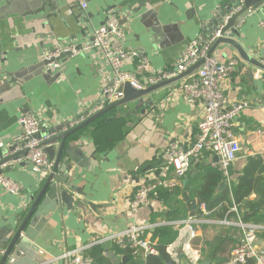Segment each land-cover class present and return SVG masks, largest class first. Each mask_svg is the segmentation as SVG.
I'll return each mask as SVG.
<instances>
[{"label":"crops","instance_id":"1","mask_svg":"<svg viewBox=\"0 0 264 264\" xmlns=\"http://www.w3.org/2000/svg\"><path fill=\"white\" fill-rule=\"evenodd\" d=\"M84 1L85 9L77 0H0V149L17 145L22 113H32L40 120L38 137L43 138L48 128L61 123L69 126L78 113L94 106L102 85L112 78L110 67L95 50L65 55L58 60L59 69L45 72L41 57L55 44L88 40L113 13L125 34L119 45L144 52L157 71L172 67L193 39L209 37L223 15L236 9L237 0ZM261 21L264 4L236 19L234 29L235 39L245 51L264 64ZM212 55L220 61L238 59L222 88L229 104H247L233 120L240 151L228 168L226 186L229 189L238 185L237 192H247V196L239 204L233 203L235 209L231 210L237 215H264V191L257 185L258 178L260 183L264 179V69L243 61L229 45H219ZM134 68L132 63L123 67L128 71ZM196 71L138 101L109 110L66 140L61 155L66 160L59 161V169L67 164L68 180L97 206L93 209L81 204L66 209L62 205L44 218L31 217L24 232L33 237L35 246L27 249L28 258L11 254L7 263L14 258L27 259L24 264H65L59 257L65 251L79 249L90 255L94 264H140L142 259L136 260L135 255L111 241H94L134 222L150 224L147 235L151 239L155 226L165 223L163 217H158L151 224L154 215L166 213L157 194L136 212L130 210V200L141 181L156 177L161 153L170 142L188 146L194 141L204 105L200 100L186 102L179 88ZM214 161V155L205 153L200 166L190 168L191 177L196 176L195 187L201 184L205 172L216 169ZM11 163L10 168L2 166L0 174L16 181L20 191L12 194L0 185V238L12 235L2 229L4 226L16 228L21 224L40 181V175L32 172L25 160ZM186 183L184 177L180 184ZM226 188L218 186L215 194ZM74 197L81 199L78 194ZM197 202L196 198L192 201L199 207ZM199 209L202 216L197 226H208H199L193 240L199 256L197 264L203 261L201 255L221 260L241 235V220L238 216L212 218L214 210L207 211L203 203ZM258 244L264 248V230L258 233ZM185 261L182 258L181 264Z\"/></svg>","mask_w":264,"mask_h":264},{"label":"built area","instance_id":"2","mask_svg":"<svg viewBox=\"0 0 264 264\" xmlns=\"http://www.w3.org/2000/svg\"><path fill=\"white\" fill-rule=\"evenodd\" d=\"M77 1L82 9L86 8V1ZM239 9L240 7H236L232 12L223 15L221 24L209 37L204 39L197 37L190 41L180 52L172 67L157 71L150 66L149 59L144 52L126 49L119 45L125 34L116 16L106 18L100 26L94 29L88 40L80 44L68 41L55 44L53 50L41 57L42 63L48 61L45 65L43 64L44 71L48 72L60 68L58 61L50 60L63 53L77 55L80 52L95 50L105 59L112 71V78L102 85L95 105L84 113H78L70 122L71 126L121 98L123 96L122 86L125 83L134 89H143L186 71L199 60H203L195 75L182 82L179 88L186 102L192 104L200 100L204 105L195 139L188 146L178 141H172L167 145L161 153V164L156 177L141 181L135 189L130 200L132 212L147 205L152 195H155L159 189H171L180 184L190 168L199 162L205 153L217 157L212 164L229 184L228 168L237 159L240 151L238 138L233 131V120L247 104L244 101L229 104L222 88L224 80L236 69L238 59L230 57L220 61L213 55L207 54L216 38L231 34L230 30L223 33V28ZM260 25L264 26V21H261ZM128 63L135 65L133 71L123 69ZM18 123L20 132L16 137L17 145L14 150L25 152L22 159L30 164L32 172L44 174V169L51 168L53 162L48 159L41 145L46 137L37 136L41 128L40 120L34 114L24 112L19 116ZM0 185L12 194L20 191L16 181L1 174ZM198 220L195 216H188L171 222L176 230V237L165 247V251L176 264H181L182 258L186 260L185 264L198 263L199 256L193 247ZM238 223L241 228L240 238L231 248L228 258L220 264H242L248 259H251L253 264H264V248L258 244V233L264 230V226L242 221ZM149 228L150 224L134 222L94 242L111 241L120 249H130L132 255L137 253L144 256L158 255L154 242L147 235ZM59 258L64 260L65 264H94L92 257L79 249L65 251ZM10 261H13V258Z\"/></svg>","mask_w":264,"mask_h":264},{"label":"water","instance_id":"3","mask_svg":"<svg viewBox=\"0 0 264 264\" xmlns=\"http://www.w3.org/2000/svg\"><path fill=\"white\" fill-rule=\"evenodd\" d=\"M263 4L264 0H237L234 5L235 7H240V9L235 14H233L232 17H230L223 28V33L227 30H230L231 34L229 36H220L216 38L212 43L207 55H212L215 49L221 44L229 45L236 50L238 56L243 61L264 69V64L245 51L241 44L235 39L236 30L234 29V23L236 19L243 15L247 16L251 11H254ZM109 16H114V14L111 13L106 18ZM69 54L70 53L61 54L59 57L51 59L50 61H58L63 56ZM202 61L203 60H199L186 71H183L166 80L159 81L143 89H134L128 83H125L122 86L123 96L121 98L105 105L85 120L73 126L70 125L71 123L69 126L67 123H61L47 129L45 135L46 139L41 142V145L44 147V151L48 157L52 159V167L44 169V174H39L40 181L38 189L36 193L31 196L30 206L27 209L21 224H19L16 228L12 225H6L2 228L6 233L12 235L10 238L8 236L0 238V264H24V261H28L27 259L22 261H14L13 258V261L7 263L11 254H15L20 259L23 258L24 255L28 258V254L30 253L27 252V249H33L32 247L35 246L33 244V237L28 235V232H24L25 225L31 217L39 219L44 218L50 212H53L62 205H64L66 209H72L74 205L79 206L81 204H87L93 209L94 207L96 208L97 205H94L87 200V194L80 191L81 189L74 186L73 183L68 180L66 175V171L69 168L68 165L64 164L62 169H59V161H64L65 163L66 160L65 157L61 159L66 140L75 135L81 129L85 128L93 120L106 114L109 110L122 106L130 101H138L152 91L163 86H169L172 83L190 75L195 71V69L199 68V66L202 64ZM47 62L48 61L44 62L43 64L45 65ZM24 153L25 152L23 150L15 151L14 147L7 150L3 148L0 149V168H2V166L10 168L12 165L11 162L23 160L22 157ZM216 159L217 157H215V161ZM0 173H2V169H0ZM226 186V181L222 180L219 184V189L226 188ZM75 194L81 195V199H75ZM34 251H36L35 248ZM29 264L36 263L35 261L33 263L30 261ZM200 264H209V262L203 260Z\"/></svg>","mask_w":264,"mask_h":264},{"label":"trees","instance_id":"4","mask_svg":"<svg viewBox=\"0 0 264 264\" xmlns=\"http://www.w3.org/2000/svg\"><path fill=\"white\" fill-rule=\"evenodd\" d=\"M200 161L194 164L197 168L200 166ZM189 172L190 171H188L185 176L187 178V183L185 185L180 184L178 187L172 189H159L156 192L157 196L162 199L163 205L166 207L165 214L162 215V213H158L151 219V224H155L158 217H163L165 220V223L155 226V230L151 233V240L154 242L155 247L158 250V255L144 256L141 253H137L135 256H133V258L136 260L142 259L140 264H176L165 251V247L176 237V230L174 229V226L171 225V222L184 219L188 216H195L199 219V217L202 216V213L199 209L200 204L202 203L205 205V209L207 211L210 212L214 210L212 218H218L222 220L229 219L231 217L237 219L239 217L243 223H252L262 226L264 225V215L262 214H247L244 212L243 214L239 213L237 215L231 210L232 206L234 205L233 203L239 204L247 196V192H237L238 185L236 188L231 185V188H226L225 190L215 194L216 188L219 186L222 180V174L217 168L205 172L203 177L200 179L201 184L197 187L194 186L196 176L191 177V173ZM257 182V185L260 186L264 191V179L260 183V178H258ZM155 195H152V197ZM178 196H180V199ZM195 198L198 201L197 203L199 207L192 203ZM199 226L201 225L199 224L197 228ZM207 226L208 225H202L201 228ZM148 232L149 231H147V233ZM217 243L220 244L221 242ZM234 245L235 244H233V246ZM219 248L220 246L218 249ZM125 250H128V252L131 253L130 249ZM228 256L229 255L218 261H213V257H208L206 255H201V258L203 260L207 259L211 264H220L224 262ZM242 264H253V261L248 259Z\"/></svg>","mask_w":264,"mask_h":264}]
</instances>
